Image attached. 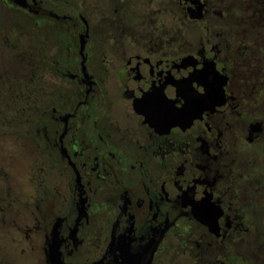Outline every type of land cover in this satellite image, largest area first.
Returning a JSON list of instances; mask_svg holds the SVG:
<instances>
[{
  "label": "flooded vegetation",
  "instance_id": "af4514ba",
  "mask_svg": "<svg viewBox=\"0 0 264 264\" xmlns=\"http://www.w3.org/2000/svg\"><path fill=\"white\" fill-rule=\"evenodd\" d=\"M56 1L41 264H264V0Z\"/></svg>",
  "mask_w": 264,
  "mask_h": 264
},
{
  "label": "rangeland",
  "instance_id": "374dc122",
  "mask_svg": "<svg viewBox=\"0 0 264 264\" xmlns=\"http://www.w3.org/2000/svg\"><path fill=\"white\" fill-rule=\"evenodd\" d=\"M77 1L58 0L56 5L67 13L65 3L75 6ZM50 39L43 27L34 28L0 2V264H41L34 229L39 201L45 189L53 192L58 176L46 162L37 123L65 97L60 81L43 66ZM231 256L233 264L247 262Z\"/></svg>",
  "mask_w": 264,
  "mask_h": 264
}]
</instances>
